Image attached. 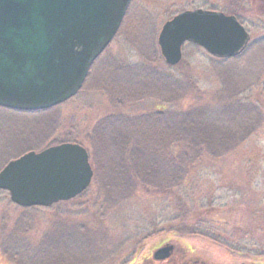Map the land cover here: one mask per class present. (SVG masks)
<instances>
[{
    "label": "rangeland",
    "instance_id": "374dc122",
    "mask_svg": "<svg viewBox=\"0 0 264 264\" xmlns=\"http://www.w3.org/2000/svg\"><path fill=\"white\" fill-rule=\"evenodd\" d=\"M195 9L235 16L250 34L247 49L222 61L187 44L180 63L167 66L157 45L161 28ZM192 110L218 117L236 135L221 142L232 149L191 159L176 188L143 186L131 162L124 177L98 172L93 134L104 119ZM66 143L87 150L89 187L73 200L26 211L0 191V264L18 257L19 264H165L153 258L164 243L187 264H264V0H132L75 97L32 114L0 109V162ZM112 184L117 189L106 192ZM200 221L226 245L185 234ZM15 230L17 246L8 243L5 257L3 240Z\"/></svg>",
    "mask_w": 264,
    "mask_h": 264
},
{
    "label": "water",
    "instance_id": "95a60500",
    "mask_svg": "<svg viewBox=\"0 0 264 264\" xmlns=\"http://www.w3.org/2000/svg\"><path fill=\"white\" fill-rule=\"evenodd\" d=\"M132 0H0V108L39 112L83 87L116 36ZM250 37L234 17L196 9L167 21L157 38L166 65L193 44L215 59L239 57ZM93 171L78 144L28 152L0 170V190L22 209L48 208L81 195Z\"/></svg>",
    "mask_w": 264,
    "mask_h": 264
},
{
    "label": "trees",
    "instance_id": "16d2710c",
    "mask_svg": "<svg viewBox=\"0 0 264 264\" xmlns=\"http://www.w3.org/2000/svg\"><path fill=\"white\" fill-rule=\"evenodd\" d=\"M154 118L157 120H153L152 115L138 120L108 117L100 122L93 134L97 139L93 137L89 139L91 142L96 141L94 146L97 155L94 161L98 172L102 174L108 168L107 172L115 170L124 177V170L127 171L129 168L127 162H131L135 166L133 168L136 176L140 177L136 179L137 182L145 187L168 191L182 182L186 169L202 151H210V155L216 156L232 149L221 142L226 139L229 141V138L232 140L236 134L220 128L218 117L216 119L209 112L203 110L169 112L164 115L156 114ZM250 130H246V137L252 133ZM173 148H180L181 154L171 156L170 151ZM5 161L10 160H3ZM3 162L1 161L0 165ZM99 181L101 183V179ZM127 183H130V179L122 180V185L126 186ZM115 185H108L106 192H114L117 189ZM26 210L28 209H23ZM212 228L215 227L209 222L200 221L195 226L185 229V234L202 236L225 246L226 242L224 243ZM16 233L17 230L11 232L3 240L2 253L5 257L9 255V244L16 245ZM10 259L13 262L15 260ZM15 261L18 262H14L15 264H19L21 260L18 257Z\"/></svg>",
    "mask_w": 264,
    "mask_h": 264
},
{
    "label": "flooded vegetation",
    "instance_id": "af4514ba",
    "mask_svg": "<svg viewBox=\"0 0 264 264\" xmlns=\"http://www.w3.org/2000/svg\"><path fill=\"white\" fill-rule=\"evenodd\" d=\"M177 251L180 255L175 253L173 246L164 243L156 249L155 253L153 254V258L155 261H161L165 264H187L184 260L183 252H181V250Z\"/></svg>",
    "mask_w": 264,
    "mask_h": 264
},
{
    "label": "bare ground",
    "instance_id": "6f19581e",
    "mask_svg": "<svg viewBox=\"0 0 264 264\" xmlns=\"http://www.w3.org/2000/svg\"><path fill=\"white\" fill-rule=\"evenodd\" d=\"M124 17H125V16H124ZM100 56H101V55H100ZM100 56L95 60V62L100 58ZM95 62H94V63H95ZM94 63H93V64H94ZM93 64H92V65H93ZM91 67H92V66H91ZM90 69H91V68H90ZM89 71H90V70H89ZM68 101H69V100H68Z\"/></svg>",
    "mask_w": 264,
    "mask_h": 264
}]
</instances>
